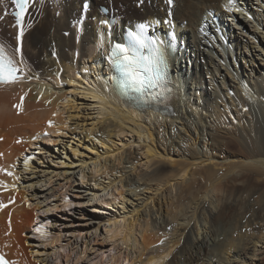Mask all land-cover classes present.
Listing matches in <instances>:
<instances>
[{
  "label": "bare ground",
  "instance_id": "6f19581e",
  "mask_svg": "<svg viewBox=\"0 0 264 264\" xmlns=\"http://www.w3.org/2000/svg\"><path fill=\"white\" fill-rule=\"evenodd\" d=\"M85 1L35 0L23 38L33 79L0 85V168L14 173L0 172L8 185L0 187V250L16 264H47L64 250L96 257V246L113 250L97 264H264L253 260L264 243V0L255 9L248 0H173L171 8L165 0H89V9ZM111 4L112 28L101 24L108 16L100 8ZM13 8L0 0V42L10 48ZM248 16L250 37L227 28L228 17L244 26ZM136 22L165 41L172 66L159 108L129 102L107 61L113 40ZM168 192L160 222L166 202L151 204ZM70 194L75 204L63 202ZM86 202L99 213L93 219L71 221L51 240L29 234L40 210L69 214ZM200 223L209 232L201 239Z\"/></svg>",
  "mask_w": 264,
  "mask_h": 264
},
{
  "label": "snow or ice",
  "instance_id": "6c2138e0",
  "mask_svg": "<svg viewBox=\"0 0 264 264\" xmlns=\"http://www.w3.org/2000/svg\"><path fill=\"white\" fill-rule=\"evenodd\" d=\"M165 2L170 8L173 5V0H165ZM33 3L34 0H11V4L15 8L13 27L17 29L16 44L10 48L5 43H0V85L13 86L33 79V75L30 74L31 69L25 63L23 57V38L26 34V28L30 27L26 24V15ZM169 15H171L170 10ZM5 16L6 13L0 15V20L5 19ZM164 22L169 23L167 20ZM107 23V21H101L102 25ZM149 27L150 25H141L139 32L129 31L126 35L130 46L116 43L107 56L109 64L118 69L120 74L125 77L123 83L134 86V91L142 94V104H149L152 99L156 98L155 90L163 87L161 82L164 79L165 41L154 34L148 35L147 30ZM168 48H171L170 41L168 42ZM145 49L149 50L148 55L143 54ZM35 78L38 79L39 77ZM26 95L27 93H25ZM20 99L23 101L24 97L22 96ZM15 107L21 109V104H17ZM48 123L49 126H52L53 121ZM44 135L47 136L48 133L45 132ZM39 138V135L34 137V139ZM23 167L26 171L29 170L30 160L28 158L24 159ZM0 172H4L8 176H14V173L7 169L0 168ZM15 178L19 179V177ZM0 187L7 189L8 185L0 182ZM12 187L15 188V185H12ZM63 199L65 204L70 202L68 197ZM6 206V204L0 203V208ZM35 230L41 236L50 235L42 226L37 227ZM0 264H13V262L0 255Z\"/></svg>",
  "mask_w": 264,
  "mask_h": 264
},
{
  "label": "rangeland",
  "instance_id": "374dc122",
  "mask_svg": "<svg viewBox=\"0 0 264 264\" xmlns=\"http://www.w3.org/2000/svg\"><path fill=\"white\" fill-rule=\"evenodd\" d=\"M192 1V0H191ZM249 1V3H250V5H251V7H252V9H255L256 7H257V5H259V3H260V1L259 0H252V2H251V0H248ZM196 1L195 0H193V3H195ZM248 3V4H249ZM256 6V7H255ZM237 14H239V16H241V17H244V14L245 13H241V11L240 10H235V9H233ZM247 21H246V24L243 26L242 24H240V25H238L237 24V20H235V17H228V19H226L225 20V22H226V26H227V28L228 29H231L232 31L233 30H238V28H240V29H243V28H246L247 30H248V32H246V31H244V32H242L243 33V35H244V39H245V37H250L251 35H250V33H252L253 32V24H252V18H251V16H248L247 17V19H246ZM257 31H261V29H258ZM204 33L207 35V33H208V31H204ZM202 35H204V34H202ZM251 41H254V39L253 40H251ZM256 53V54H255ZM257 53H258V51L256 50L255 52H254V54L255 55H253V57L255 58H257L256 60H259L261 57L259 56V55H257ZM223 70V69H222ZM87 101H89V100H87ZM72 133L71 132H69L66 136L67 137H71L72 135H71ZM53 146V145H52ZM62 146L61 145H59V148H61ZM35 150H36V148H35ZM133 150H135V149H133ZM80 151L81 152H84V153H88V151L85 149V146L84 145H81L80 146ZM125 159V158H124ZM117 164H118V162H116ZM126 164H127V162H126V160H123V162H122V164L121 163H119L118 164V167L119 168H123L124 166H126ZM153 168V167H152ZM224 168H226L225 166H224ZM143 170V168L141 167V166H139V168H138V170L137 171H139V170ZM127 170H129V169H127ZM140 170V171H141ZM150 170H152V169H150ZM149 170V171H150ZM89 173H90V170L88 171ZM59 183V184H58ZM61 184H64V182L63 181H60L59 182V180L58 181H55V185H54V190H58V189H60V188H62L63 186L61 185ZM128 187L127 186H124V189H127ZM176 190H174V193L176 194ZM72 197H73V195L72 194H70ZM127 195H128V197H130L129 196V194L127 193L126 194V192H125V198L127 199L128 197H127ZM138 197H141V195H139V196H134L133 198H130V200L132 199V201H133V199L135 200L134 202L136 203V201H137V199H138ZM170 197H171V194L168 192L167 194H166V196H164V198H156L157 200L155 201V202H153V204H151L152 206H154V208L157 210V208H158V203L160 202H162V204H163V202H166V204H164V207H162V214H157V216L158 217H160L161 215H162V218L160 219V222L163 220V215H164V217H166V208H167V202L168 203H170L171 202V199H170ZM75 200H76V202L79 200V198H75V197H73ZM129 199V198H128ZM130 200H129V202H130ZM82 201H84V199L82 198ZM137 202H141L140 201V199H138V201ZM105 204L106 203H100V205L98 206V207H103L104 208V210H106V211H109V212H111V211H114V210H116V208H115V206H113V205H107L106 204V206H105ZM110 207V208H109ZM131 208V207H130ZM161 212V211H160ZM64 212H62V214H63ZM83 213V214H82ZM97 214L98 213V211H96V208L94 207V206H92V205H90V203H83V204H80V203H78V205H76L75 206V208H73V211H71V213H69V214H66V213H64L63 215H62V217H59V216H56V215H53V216H55V217H57L58 219H59V221H60V223H62L63 224V226L64 227H66L65 229L67 230L68 229V227L65 225V224H67V223H70L71 221H74L75 223H78V222H83V221H86L87 219H93L92 217H93V215L94 214ZM93 214V215H92ZM99 214V213H98ZM100 214H102V212L100 213ZM144 212L142 213L141 212V215H140V217H142L141 219H143V217H144ZM146 217V216H145ZM153 219H155V215H152L151 216V220H153ZM168 219H170V218H168ZM83 225H85V228L87 227V225L86 224H83ZM199 228H200V239L203 237V235H205L207 232H208V230L206 229V227H203V224H199ZM68 231V230H67ZM209 233V232H208ZM210 236H211V234H210ZM212 238H213V236H212ZM217 240H218V238H217ZM99 247H101V246H99ZM258 247L260 248V251L258 250L257 252H256V256L255 257H253V260H254V262L256 261V262H260L262 259H264V243H259L258 244ZM102 248H105V247H102ZM252 264H254L253 262H252Z\"/></svg>",
  "mask_w": 264,
  "mask_h": 264
}]
</instances>
